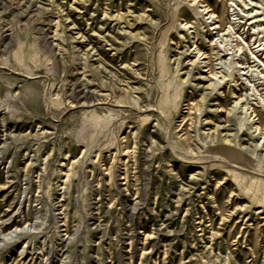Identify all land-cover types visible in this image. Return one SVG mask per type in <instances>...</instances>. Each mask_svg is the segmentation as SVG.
Segmentation results:
<instances>
[{
	"label": "rangeland",
	"instance_id": "rangeland-1",
	"mask_svg": "<svg viewBox=\"0 0 264 264\" xmlns=\"http://www.w3.org/2000/svg\"><path fill=\"white\" fill-rule=\"evenodd\" d=\"M208 1L0 0V264H264V0Z\"/></svg>",
	"mask_w": 264,
	"mask_h": 264
},
{
	"label": "bare ground",
	"instance_id": "bare-ground-1",
	"mask_svg": "<svg viewBox=\"0 0 264 264\" xmlns=\"http://www.w3.org/2000/svg\"><path fill=\"white\" fill-rule=\"evenodd\" d=\"M201 1H202V3L204 4L205 8L208 10V13H209L212 17H215V18H217V19L220 18V16L217 15V11H218V4H217V3H216V4H211V2L208 1V0H201ZM172 2H173V1H172ZM195 2H196V1H195ZM195 2H194V3H195ZM194 3H193V4H194ZM199 4H200V2H199ZM177 6H178V5H177ZM177 6H176V7H177ZM204 6H203V7H204ZM177 13H178V12H177ZM117 15H118V14H117ZM249 15H251V12L249 13ZM256 16H257V15H255V16H251L249 19L256 18ZM139 18H140V17H139ZM210 18H211V17H210ZM137 19H138V18H137ZM147 19H148V18H147ZM217 19H216V20H217ZM115 20H116V19H115ZM143 21H144V20H143ZM219 21H221V20L219 19ZM176 22H177V21H176ZM176 22H175V23H176ZM254 22L257 23L258 21L255 20ZM254 22H253V23H254ZM145 23H146V22H145ZM137 24H138V23H137ZM185 24H186V23H185ZM221 24H223V23H221ZM140 25H141V24H140ZM183 25H184V24H183ZM219 25H220V24H219ZM219 25H218V26H219ZM152 26H153V25H152ZM154 26H155V25H154ZM186 26H187V25H186ZM218 26H217V27H218ZM258 26H259L260 29L263 28V30H264V25L259 24ZM219 27H220V29L222 28L221 25H220ZM187 28H188V27H187ZM258 33H259V32H258ZM238 45H239V44H238ZM258 46H259V45H258ZM239 49H241V48L239 47ZM253 57H254V56H253ZM164 71H165V70H164ZM211 72H212V71H211ZM212 74H213V73H212ZM46 94H48V93H46ZM46 94H45V96H46ZM47 98H48V97H47ZM174 101H175V100H174ZM170 102H171V101H170ZM85 105H86V104H85ZM49 106H50V105H49ZM226 134H227V133H226ZM216 154H217V153H216ZM224 154H225V153H224ZM228 157H231V160L234 159V157H233L232 155H230V154H229ZM235 161H236V160H235Z\"/></svg>",
	"mask_w": 264,
	"mask_h": 264
}]
</instances>
